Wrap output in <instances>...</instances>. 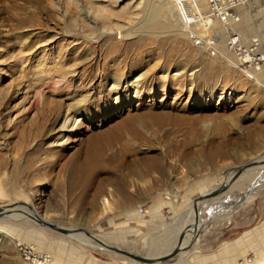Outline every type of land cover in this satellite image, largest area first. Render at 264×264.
Instances as JSON below:
<instances>
[{"label": "rangeland", "instance_id": "obj_1", "mask_svg": "<svg viewBox=\"0 0 264 264\" xmlns=\"http://www.w3.org/2000/svg\"><path fill=\"white\" fill-rule=\"evenodd\" d=\"M183 1L211 28L194 23L188 38L149 33L141 23L150 0H0V208L30 204L52 224L146 257L175 239L193 200L264 156V60L260 70L240 65L226 46L231 29L244 46L258 40L264 59V1L242 0L228 27L209 17L208 0L206 8ZM181 63L193 71L173 81ZM120 74L126 81L115 91ZM138 76L139 88L131 87ZM65 109L76 112L67 119L75 128L61 138ZM198 116L197 126L181 123ZM106 135L115 141L104 156L111 162L80 171ZM125 148L123 159L159 157L157 168L144 176L118 169ZM253 175L231 198L206 202L198 215L200 250L184 264H264V192L242 197ZM31 223L0 224V264H88L64 235ZM93 255L90 264H135ZM170 258L153 263L180 261Z\"/></svg>", "mask_w": 264, "mask_h": 264}, {"label": "bare ground", "instance_id": "obj_2", "mask_svg": "<svg viewBox=\"0 0 264 264\" xmlns=\"http://www.w3.org/2000/svg\"><path fill=\"white\" fill-rule=\"evenodd\" d=\"M150 1L151 2H149V5L150 3L151 5L146 7L144 11L145 17L141 23V26L144 27L149 33L171 32V33H175L177 36L181 35V36L188 38V37H191L192 34H194L193 28H192V24L194 23L201 24V26H203V28L207 30L211 28V26H208V25L204 27L203 24H206L205 17L197 18V15H195V13L190 8V6L187 3H185L183 0H150ZM155 2L158 3V5H156ZM168 3L172 4L174 7L170 11L165 10V5ZM198 3H199V6L203 5L206 8L205 0H198ZM242 3L243 2H238L236 5L238 4L242 5ZM200 8L201 7H199V11L202 10ZM98 13H99L98 15L107 16V18L111 16L110 14L107 13L105 9H99ZM164 14H169L171 18L174 16L176 18L175 20H171L170 23L166 24L164 23V20H163ZM209 17H212L211 12H210ZM127 35L128 33L125 34V36ZM254 41L258 42V40H254ZM116 47H117V44H114L113 49H115ZM260 68H255V70H260ZM187 71H191L192 73L193 70H189L187 67V64L181 63L177 65V69L170 76V79L172 78L173 81H179L181 76H183ZM162 72L165 73L166 71L162 70ZM258 74L255 73V75L253 74L252 77L255 78ZM142 77L143 76H138V78H136L135 80H129L127 83H129L131 87L139 88L142 82L141 80ZM125 79L126 78H124L123 75L121 74L118 75L116 78H114V84L112 85V89L114 88L115 91L117 90L119 91V88L121 87V83L125 82L126 81ZM70 110L71 109H65L64 112L59 117L60 120H63V119L65 120L63 126L60 128V132H62V135L60 136L61 138H64L66 136V135H63V133L73 132L75 128L74 126L71 128V125H70L71 124L70 121L72 120V118L67 123V119L70 118L71 115L76 114V112H71ZM200 118L201 117L198 116V117L190 118L189 120L184 119L181 121V123H185L191 126L192 125L197 126L198 123L200 122ZM195 131H199V130L196 129ZM108 135H106L102 139L103 142L96 141L93 144V146H95L94 148H92V149H95L94 156H89V151H88L87 162L83 169L80 168V171L93 170L95 172V170L96 171L101 170L105 166L106 163L111 162L108 158L107 160L104 158V156L107 154V151L113 148V145L115 144V141L107 137ZM95 140H97V138H93V140L90 139V142H94ZM126 151L127 149L125 148V151L121 150L117 153L118 154L117 157L121 159L120 163H119L120 159L118 160V164H119L117 167L118 169H123V168L125 169L128 166L131 172H133L134 174L142 175L146 171H151L157 168L154 165L159 160V157H144L142 159L134 158L133 160H127V159H123V157L124 158L126 157ZM263 162H264V156H261V158L255 159L254 161L248 164H257V165L247 168L238 176H236V171L238 170V168H236L231 173L229 172V174L226 177L224 176V178L221 179L220 182L209 192H212L218 188L225 186V191L222 192L219 196L221 197L222 195L225 194L224 196H228V198H231V195L234 193V187L240 183V180L242 181L246 179L244 176L248 173H254L253 175L254 178L247 179L248 182H250V184L248 185L246 190L243 192L242 197H246L248 194L251 195L254 193L258 194V193L264 192V163ZM259 163H262V164H259ZM141 166H142L141 169H143V171H140L141 169H138V167H141ZM120 171H116V172H120ZM208 193H204L203 195L208 194ZM202 196H200L199 198H201ZM252 196H249L250 198L248 197L246 198L244 206L249 204L248 202L251 201ZM199 198H196L195 200H193L187 207V210L185 211V216H188L189 219L185 220V222L182 223L183 225L176 231V235H175L176 237H174L175 239L168 238L167 240L161 242L160 245L153 246L152 249H150L151 254L149 253L146 257H143V258H149V259L152 258L153 260H157V259L159 260L165 257H171L170 259H173L174 257H178V259L180 260L178 264H184L186 262V258L191 255V252H194L195 250L198 252V250H200L198 233L202 225H201L200 220L198 219V215H199V212H201L203 206L207 204L206 202L214 198L203 199V200L202 199L199 200ZM95 200H97L96 197L94 201ZM20 207H24V209L29 210L30 212H32L33 215L25 214L24 213L25 211L20 209ZM29 216H31V218H28ZM24 219H26L27 221H31L32 222L31 226L34 229L38 231H42V232H44L43 231L44 229L45 230L48 229L45 227V224L50 223L47 219L39 216L37 212L34 210V208L30 204H27V203L16 204L15 206L0 208V224L11 222V221L12 222L13 221L15 222L24 221ZM4 232L6 231L0 228V233H4ZM48 238H50L55 244H59V240L63 239V238H56L53 236H48ZM65 238L64 239L67 241V243L70 244L69 246L70 248L73 249V251L77 253L81 251L82 257L87 259L88 262L86 263L88 264L96 260L93 255L94 253L107 255L111 259H116V260L122 259L128 263L134 262L135 264H149V263H141L139 261H135L133 259H130L114 251L115 249L121 250V248H116L109 244H106L107 242L104 243L100 238L92 236L90 234L86 236L83 232H80L76 234H69L65 236ZM178 238H180L179 241H178ZM77 250L78 251L80 250V251L78 252ZM49 263L50 261H46V260L44 262V264H49ZM153 264H160V263L157 262Z\"/></svg>", "mask_w": 264, "mask_h": 264}, {"label": "built area", "instance_id": "obj_3", "mask_svg": "<svg viewBox=\"0 0 264 264\" xmlns=\"http://www.w3.org/2000/svg\"><path fill=\"white\" fill-rule=\"evenodd\" d=\"M208 2L212 16L225 27H228V21L237 20L233 8L242 0H208ZM257 45V42L253 40L248 46H244L242 38L237 33L226 29V46L235 54L240 65L259 68L264 59L257 53Z\"/></svg>", "mask_w": 264, "mask_h": 264}, {"label": "water", "instance_id": "obj_4", "mask_svg": "<svg viewBox=\"0 0 264 264\" xmlns=\"http://www.w3.org/2000/svg\"><path fill=\"white\" fill-rule=\"evenodd\" d=\"M259 164H262V163H259ZM254 165H257V164H245L243 166L238 167V170L236 171V176L240 175L244 170H246L247 168L254 166ZM224 191H225V186L218 188L212 192H209L208 194L203 195L201 198H199V200L200 199H202V200L203 199H211V198L217 197L218 195H220ZM29 217L31 218V216H29ZM45 227L52 230V231H55L59 234H62L64 236H67L69 234H76V233H80V232H83L86 236L89 235L85 230H81L78 228H63V227H60V226L52 224V223H46ZM114 251H116V252L130 258V259H133L135 261H139L141 263H149L150 264V263H153V261H155L152 258L151 259L143 258V257L136 256V255H134L130 252L124 251V250L115 249Z\"/></svg>", "mask_w": 264, "mask_h": 264}, {"label": "crops", "instance_id": "obj_5", "mask_svg": "<svg viewBox=\"0 0 264 264\" xmlns=\"http://www.w3.org/2000/svg\"><path fill=\"white\" fill-rule=\"evenodd\" d=\"M195 1H198V0H195ZM264 1V0H263ZM198 11H199V8H198ZM199 12H202V11H199Z\"/></svg>", "mask_w": 264, "mask_h": 264}]
</instances>
